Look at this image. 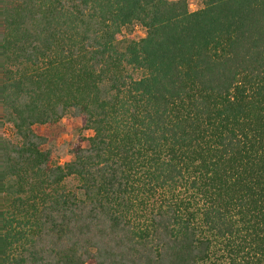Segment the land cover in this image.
I'll return each mask as SVG.
<instances>
[{"label":"trees","instance_id":"trees-1","mask_svg":"<svg viewBox=\"0 0 264 264\" xmlns=\"http://www.w3.org/2000/svg\"><path fill=\"white\" fill-rule=\"evenodd\" d=\"M192 1L0 0V264H264V0Z\"/></svg>","mask_w":264,"mask_h":264},{"label":"rangeland","instance_id":"rangeland-1","mask_svg":"<svg viewBox=\"0 0 264 264\" xmlns=\"http://www.w3.org/2000/svg\"><path fill=\"white\" fill-rule=\"evenodd\" d=\"M199 7H201L200 1H192V10ZM125 35L138 39L145 36V29L140 25H136L134 28L128 30ZM81 124V119L79 117L68 114L58 124L38 126L36 130L49 138L50 143L48 147L53 150L56 160L62 163L71 155L70 150L73 145L79 141V138L88 135V132L82 129ZM6 131L8 136L13 139L16 138L10 125L7 126ZM69 184L75 186L77 182L70 179Z\"/></svg>","mask_w":264,"mask_h":264}]
</instances>
